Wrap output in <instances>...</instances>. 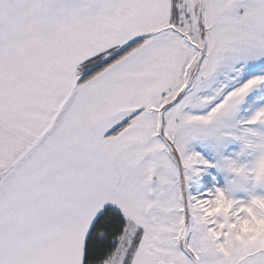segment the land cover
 I'll return each instance as SVG.
<instances>
[{
	"label": "snow or ice",
	"instance_id": "obj_1",
	"mask_svg": "<svg viewBox=\"0 0 264 264\" xmlns=\"http://www.w3.org/2000/svg\"><path fill=\"white\" fill-rule=\"evenodd\" d=\"M0 264H264V0H0Z\"/></svg>",
	"mask_w": 264,
	"mask_h": 264
}]
</instances>
